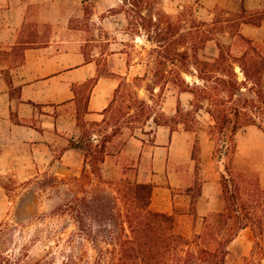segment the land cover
Returning <instances> with one entry per match:
<instances>
[{"label": "trees", "instance_id": "16d2710c", "mask_svg": "<svg viewBox=\"0 0 264 264\" xmlns=\"http://www.w3.org/2000/svg\"><path fill=\"white\" fill-rule=\"evenodd\" d=\"M124 1L136 7L134 13L142 21L140 25L150 31L154 22H146L136 1ZM262 19L264 14L249 13L242 8L219 20L223 35L226 32L237 35L247 47L233 54L218 43V54L210 60L194 58L190 62L188 52L172 47L171 42L164 41L165 37L152 40L148 35L147 38L155 41L150 54H155L158 65L169 64L166 74L173 77L179 91L192 93L196 101L195 107L194 101L191 103L194 110H180L178 102V112L185 115L197 112L206 102L205 110L213 119L212 158L219 168L225 205L222 212L205 223L202 231L187 235L178 229L173 214L152 210V184L122 178L115 182L102 177L106 145L116 134L103 131L102 125L107 123L106 113L113 110L115 96L124 85L125 89L129 87L123 79L104 109L101 121L86 126L81 114H77L81 135L70 140L69 147L83 151L84 165L81 176L73 178V187L65 198L50 211L48 216L55 222L43 221L31 234L23 232L24 223H1L0 264H226L229 243L247 227L253 241L242 264H264V188L256 179L250 190L243 193L229 163L236 150L235 134L244 121L249 119V124L259 125L255 119H264V91L258 88L264 72V56L238 32L241 23L258 26ZM193 65L202 84H190L182 76L193 75L190 70ZM236 66L243 74L242 80ZM145 76L133 79L144 80ZM243 88L253 96L244 94ZM83 110L86 111V106ZM97 135L101 138H94ZM192 159L197 167L199 159L195 153ZM93 181L94 185L88 187ZM15 231L19 232V239L14 237ZM40 241L46 248L36 257L30 248Z\"/></svg>", "mask_w": 264, "mask_h": 264}, {"label": "rangeland", "instance_id": "374dc122", "mask_svg": "<svg viewBox=\"0 0 264 264\" xmlns=\"http://www.w3.org/2000/svg\"><path fill=\"white\" fill-rule=\"evenodd\" d=\"M135 1L142 8L146 22H154L150 31L140 25L142 21L134 13L137 9H134L129 1L97 0L96 3L95 0H86L84 4L81 27L89 32H92L93 25L96 26L97 21H93L92 15L99 9L105 10L99 14L100 17L110 13L120 14L122 29L128 34L127 43L132 47L130 55L132 59L142 62L141 69L146 72L144 80H134L132 75L129 80H125L129 87H122L114 98L113 110L106 113L107 123L102 125V130L116 132L110 141L120 137L107 151L114 152L131 136L147 140V146L141 151L142 167L146 170V179L152 180L155 193L153 197L157 198V202L150 205V208L156 210L158 206L164 207L165 204L168 206L172 203L178 229L192 236L193 233L202 231L205 223L222 212L225 205L219 182V168L212 158L214 142L210 137L213 133L210 125L213 124V119L205 110L206 102L197 112L193 111L187 115L178 112V102L180 110H194L196 101L193 94L179 91L172 80L173 77L166 74L169 64L161 67L158 65L155 54H150V50L155 47V41H149L147 38L148 35L152 40L158 39L157 36L165 37L164 41L171 42L172 47L180 51L186 50L191 57L190 62H194V58L210 60L215 57L218 54V43L228 47L233 54L244 50L247 44L242 41H234L231 44L232 40L222 34L218 23L226 17L222 7H216L212 10L213 13H209L200 8L198 0ZM86 47L88 52L93 49L91 43ZM195 68L196 65L190 68L193 75L182 76L190 84H202L196 76ZM108 70L106 63L102 65V73H108ZM92 82L93 80H88L80 86L78 102L82 103L87 99ZM258 88H262V81L259 82ZM242 92L253 96L252 92H247L244 88ZM141 100L144 104L140 103ZM193 101L194 107L190 106ZM248 120L244 121L234 137L236 150L229 162L243 193L250 190L252 182L256 179L264 188V119H255L259 125L249 124ZM166 124L175 131L183 132L182 135L176 134L172 149L167 151L158 148L160 143L155 134H151L157 131L158 126ZM100 135L94 138L100 139ZM136 144L130 149L131 155L136 154L139 149V143ZM194 153L199 159L197 169L192 159ZM153 156L156 157L155 161H152ZM135 159L136 156H133L126 164H134ZM210 162L211 169L208 165ZM150 169L151 175L147 172ZM135 170L134 167H125L113 179L102 177L115 182H118L119 178L136 181ZM81 171L78 174L69 172L62 175L54 168L33 177L0 178L10 201L7 215L1 223H24L23 232L31 234L36 226L43 225V221L48 224L55 222L48 216L50 211L62 202L68 189L73 187V178L80 177ZM214 175L216 178L212 179ZM204 181L208 184L203 185ZM94 183L93 181L88 187ZM202 194L208 197L206 201H199ZM198 205L203 208V214L197 213ZM13 233L14 237L20 238L19 232ZM252 241L253 234L249 227L240 230L228 245L226 264H242V258L249 253ZM44 244L42 241L37 242L30 248L31 254L41 256L46 248Z\"/></svg>", "mask_w": 264, "mask_h": 264}, {"label": "crops", "instance_id": "0c3cea01", "mask_svg": "<svg viewBox=\"0 0 264 264\" xmlns=\"http://www.w3.org/2000/svg\"><path fill=\"white\" fill-rule=\"evenodd\" d=\"M85 3L86 0H0V178L33 177L54 168L62 175L78 174L84 165V153L69 147V141L81 135L78 112L86 126L101 121L121 81L129 80L131 75L134 78L146 74L141 69L142 62L130 55L132 47L127 43L128 34L122 29L120 14L100 17L105 10L99 9L92 15L97 23L89 32L81 27ZM198 4L209 13L222 7L225 16L242 8L264 14V0H198ZM238 32L264 56V19L258 26L241 23ZM225 35L232 40L231 44L241 40L229 32ZM88 43L93 48L90 52L86 51ZM105 63L108 73H102ZM236 71L242 80L238 66ZM88 80L93 82L85 105L76 96ZM261 81L264 91V72ZM151 134L159 141L158 148L167 151L172 149L176 134L183 132L161 125ZM119 138L106 145L102 176L113 179L122 168L134 167L137 182L152 184L142 167L141 151L147 140L131 136L114 152L107 151ZM136 142L139 149L131 155L130 149ZM133 156L135 163L127 165ZM155 160L153 156L152 161ZM208 165L211 169L212 162ZM152 170L147 171L149 175ZM205 184L208 182L204 181ZM153 194L154 191L150 205L157 202ZM203 195L199 201L208 199ZM9 204L0 182V223ZM165 205L155 211L174 215L172 203ZM202 210L198 205L197 213L203 214Z\"/></svg>", "mask_w": 264, "mask_h": 264}]
</instances>
